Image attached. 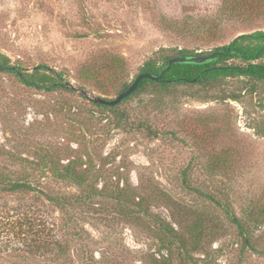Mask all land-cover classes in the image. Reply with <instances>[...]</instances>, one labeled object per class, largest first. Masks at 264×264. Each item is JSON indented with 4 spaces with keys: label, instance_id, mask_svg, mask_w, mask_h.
<instances>
[{
    "label": "rangeland",
    "instance_id": "1",
    "mask_svg": "<svg viewBox=\"0 0 264 264\" xmlns=\"http://www.w3.org/2000/svg\"><path fill=\"white\" fill-rule=\"evenodd\" d=\"M258 29H264V0H0V53L24 71L40 64L55 69L75 87L37 91L0 72V170H23L21 158L44 154L64 164L88 154L96 186L133 188L179 233L184 248L173 246L171 264H264V136L256 128L264 120V84L251 93L246 78H229L213 89L218 98L207 101L194 96L203 94L196 89L147 88L118 104L121 118L76 90L113 98L159 47L206 55ZM37 168L26 169L39 191L80 193L48 165ZM183 171L193 187L260 219L252 231L262 252L241 248L221 207L183 186ZM25 201L61 224L63 234L56 208L36 193ZM21 202L2 194L0 215ZM75 207L73 237L57 227L59 264H94L93 255L96 264H158L165 256L155 216L100 197ZM5 221L0 264H10Z\"/></svg>",
    "mask_w": 264,
    "mask_h": 264
},
{
    "label": "trees",
    "instance_id": "2",
    "mask_svg": "<svg viewBox=\"0 0 264 264\" xmlns=\"http://www.w3.org/2000/svg\"><path fill=\"white\" fill-rule=\"evenodd\" d=\"M207 54H211L214 59L205 63H174L167 68L168 60L172 57L200 55V53L184 48L159 47L144 61L138 74L143 72H150L154 75L164 73L163 78L160 81H153L148 78L141 79L135 91L122 101L138 96L147 88L157 92L190 88L203 92L202 95H194L201 100L217 99L213 89L221 86L222 82L229 78H246L245 82L251 93H255L258 87L264 84V63L262 61L264 59V29L240 34L229 43L215 47ZM114 63L116 67L121 65L120 59L117 57L114 58ZM0 72L13 75L23 86L37 91L50 92L57 89L72 91V87L63 79L61 72L42 64L37 65L32 71H24L22 67L12 64L10 59L2 53H0ZM134 79L130 83L124 84L120 92L126 89ZM231 97L236 98L235 95ZM149 100L148 105L154 99L149 97ZM141 101L143 102V100ZM92 103L97 108L114 112L119 118L123 114L119 110L118 104L107 106ZM256 128L257 132L264 136V120L256 124ZM85 156H87L86 160H83V156L77 155L61 164L60 161L43 154L36 159L21 158L19 161L23 170L14 169L9 174L0 170V196L2 194L15 196L22 201L17 207L5 211V216L0 215V218L6 219L4 226L10 235V252L8 254L10 264H35L38 262L59 264L58 260L62 257L61 254L64 250L61 241L62 235L73 237L72 230L69 229L77 220L73 214L75 206L78 204L88 205L91 199L95 197H100L102 200L114 199L122 207L129 208V204H131L136 207V210H140L138 213L146 218L155 216L149 210L145 198L136 194L133 188L119 186V184L116 186L114 184L96 186L92 180L97 179L96 167L93 165L90 156L88 154ZM58 164L61 167H58ZM47 165L54 177L67 180L78 186L80 193L60 194L36 189L33 184L36 176L26 168L36 170L37 167ZM182 177L184 187L221 207L228 221L235 226L243 250L250 249L254 252H262L255 247L256 236L252 231V227L260 223L258 217L256 219L251 218L247 211L241 215L235 213L229 204L220 203L212 193L193 187L185 171L182 172ZM35 193L42 196L49 205L62 214L63 234L61 233V224L57 226V223L47 220L41 214V209H37L34 205L28 206L25 203L27 196ZM39 207L41 204L38 205ZM155 217L160 226L159 229L164 234L163 237L165 236L160 239L159 244L162 249L166 250L165 256L158 264H171L168 255H170L173 246L183 244L184 248L185 242L180 239L179 233L172 225L164 223L157 216ZM57 227L60 228L62 235H59ZM92 262L96 264L99 260H96L93 255Z\"/></svg>",
    "mask_w": 264,
    "mask_h": 264
},
{
    "label": "water",
    "instance_id": "3",
    "mask_svg": "<svg viewBox=\"0 0 264 264\" xmlns=\"http://www.w3.org/2000/svg\"><path fill=\"white\" fill-rule=\"evenodd\" d=\"M213 59L214 58H212L211 54L176 56L168 60L167 68H169L174 63H205ZM163 76H164V73H160L159 75H154L153 73H150V72L139 73L135 77L134 81L126 89L121 91L115 97L109 98V99L101 97L95 94L93 91H90L88 89H79V88L77 89L76 88V90L94 103H99V104L107 105V106H114V105L119 104L124 98H126L128 95L133 93L135 89L137 88L141 79L148 78L153 81H160L163 78ZM69 86L74 87L70 83H69Z\"/></svg>",
    "mask_w": 264,
    "mask_h": 264
},
{
    "label": "flooded vegetation",
    "instance_id": "4",
    "mask_svg": "<svg viewBox=\"0 0 264 264\" xmlns=\"http://www.w3.org/2000/svg\"><path fill=\"white\" fill-rule=\"evenodd\" d=\"M68 84H69V82H68Z\"/></svg>",
    "mask_w": 264,
    "mask_h": 264
}]
</instances>
